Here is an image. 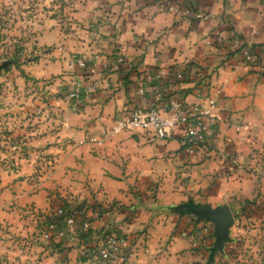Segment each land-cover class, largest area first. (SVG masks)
Returning <instances> with one entry per match:
<instances>
[{"label":"crops","instance_id":"crops-1","mask_svg":"<svg viewBox=\"0 0 264 264\" xmlns=\"http://www.w3.org/2000/svg\"><path fill=\"white\" fill-rule=\"evenodd\" d=\"M98 1L111 12L78 14L83 24H75L71 41L78 56L72 58L60 47L63 57L54 63L56 68L77 67L87 77L85 106L77 112L58 110L53 186L75 200L105 199L123 205L134 203L131 190L147 193L158 188L159 202L172 205L204 193L211 176L226 166L233 169V190L245 192L255 173H261L264 182V167L255 169L264 152V0H185L178 8H163L150 0ZM101 19L107 24L104 28L97 24ZM234 36L259 57L258 67H247L233 52ZM189 65L207 77L208 94L193 93L196 80L180 89L168 85L173 74ZM148 76L157 89L142 100L138 84ZM159 94L206 107L214 100L210 112L216 125L207 149L188 156L178 134L161 141L135 130L111 133L134 108L150 107ZM219 180L217 185L224 184V178ZM50 197L27 196L25 202L32 206L39 199L37 207L49 208L55 201ZM1 229L0 223V234ZM133 258L131 264L149 261Z\"/></svg>","mask_w":264,"mask_h":264},{"label":"rangeland","instance_id":"rangeland-1","mask_svg":"<svg viewBox=\"0 0 264 264\" xmlns=\"http://www.w3.org/2000/svg\"><path fill=\"white\" fill-rule=\"evenodd\" d=\"M150 1L163 8L185 2ZM103 5L98 0H0V264H131L132 257H148L142 264H264L261 173L253 174L245 192L237 191L230 186L233 169L226 166L211 176L204 193L172 205L159 202L158 188L131 190L134 203L123 205L75 200L53 186L58 110L77 112L85 106L87 77L77 67L54 63L63 57L60 47L78 56L71 44L77 15L111 12ZM104 22L97 24L104 28ZM257 160L255 169L262 170L264 152ZM221 177L225 185H217ZM50 194L55 201L49 208L37 207L39 199L36 206L25 202L27 196ZM59 210L78 219L69 231L66 224L57 227Z\"/></svg>","mask_w":264,"mask_h":264},{"label":"built area","instance_id":"built-area-1","mask_svg":"<svg viewBox=\"0 0 264 264\" xmlns=\"http://www.w3.org/2000/svg\"><path fill=\"white\" fill-rule=\"evenodd\" d=\"M245 45L242 62L249 68L257 67L260 63L259 57L253 55L251 48L243 40L234 36L232 50L236 52ZM80 67L85 68L86 64L80 60ZM187 73L188 79H196V83L204 81L202 91H206L209 86L207 77L199 72L195 66L189 65L183 72ZM183 73L176 75L177 80L183 78ZM202 74V75H201ZM157 89L154 78L148 76L138 84V96L145 100L150 93ZM214 106V100L208 101V107L199 104H188L178 98L166 100L163 95H158L155 101L148 108H134L125 121L118 122L111 133L118 134L125 130H135L150 133L153 138L161 141L171 139L178 134L182 150L188 156H194L202 149L209 147V140L212 136V129L216 125L214 116L210 110ZM59 215H66L65 224L69 231L75 224V219L64 210L58 211ZM112 247V246H109Z\"/></svg>","mask_w":264,"mask_h":264},{"label":"trees","instance_id":"trees-1","mask_svg":"<svg viewBox=\"0 0 264 264\" xmlns=\"http://www.w3.org/2000/svg\"><path fill=\"white\" fill-rule=\"evenodd\" d=\"M233 39H234V37H232L231 38V41H233ZM246 49V46L245 45H243V46H241L239 49H237L236 50V52L235 53H237L238 55H239V57L241 58V60H243V53H244V50ZM251 52H252V50H251ZM253 53V55H254V52H252ZM259 65H260V63H259ZM258 65V66H259ZM257 66V67H258ZM199 72H201V69L200 68H198V67H195ZM252 68H254V67H252ZM183 78L181 79V80H177V78H176V75H172L171 77H170V79H169V82H168V85H171V86H173V87H175V88H179L180 89V85L181 84H183V83H189V82H193V81H195L196 79H188L187 78V73H183ZM202 86H204V81L202 80L201 82H198L197 84H196V86H195V91L193 92L194 94H201V95H206V94H208L207 92H208V89H209V86L208 85H205L206 87H207V90L206 91H202L201 90V87ZM178 89V90H179ZM181 92V94L182 93H184V91H180ZM169 97V96H168ZM182 100V99H181ZM65 218H66V215H62L61 216V219L59 220L60 222L58 223V226L57 227H59V224L61 225L62 224V227H63V225L65 224ZM75 222H78V219L77 218H75Z\"/></svg>","mask_w":264,"mask_h":264},{"label":"water","instance_id":"water-1","mask_svg":"<svg viewBox=\"0 0 264 264\" xmlns=\"http://www.w3.org/2000/svg\"><path fill=\"white\" fill-rule=\"evenodd\" d=\"M225 211H227V210H225ZM219 215H220V214H219ZM219 215H217V220H218V221H221L220 224L223 225V224H224V222H223V220H222L223 218H222V216H219Z\"/></svg>","mask_w":264,"mask_h":264}]
</instances>
